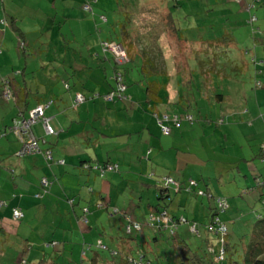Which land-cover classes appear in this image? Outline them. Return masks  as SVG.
<instances>
[{"label":"crops","instance_id":"0c3cea01","mask_svg":"<svg viewBox=\"0 0 264 264\" xmlns=\"http://www.w3.org/2000/svg\"><path fill=\"white\" fill-rule=\"evenodd\" d=\"M45 1H48L51 6L48 4L50 7H46L44 5ZM82 1L84 0H0V20L14 18V25L18 27L19 32L22 31L23 33L30 34L36 31L41 37L46 34L47 31L49 32L55 27L56 17L58 13L61 12L60 15L64 18V24L69 22L71 32L73 33V31H75L77 34L80 33L83 38L82 41L85 43L83 45L87 48L86 52L81 53V51L84 50L80 49V47L76 49L74 47L72 48L71 45H67L68 42L72 43L76 41L77 36L75 34L74 40H68V42L63 41L60 44V54L55 55L51 50L54 43L52 41L48 43L40 42V37L37 38V42L34 41L35 43L33 46H29V50L23 55L15 49L16 39H14L13 33H8V29H4L0 25V30L2 29L4 31H0V50L2 51V53L0 52V78L5 74L7 75L10 69L15 70L14 68H16L17 62H14L12 53L14 50L17 52V58L19 57L20 60H24V66L18 69L24 71L25 74L23 78H25L26 81L23 83V86L29 88L31 91L30 93L39 88L38 82H36L37 78H35V70L37 71V69L33 68L31 61L37 60V57L40 59L43 73L47 75V78L53 77V79L56 80L63 79L61 78L63 77L61 74L64 70L62 68H56L55 64L63 63L65 67L72 65L80 71V73L75 71L72 74L73 79L76 77L78 80H83L84 86L87 87L88 90L100 93L105 91L106 87L108 88L105 80L109 79L113 71V65L112 60H110L107 55L101 53L98 46L99 36L96 35L95 31V24L98 23L96 17L98 13L104 12L97 7V9L94 10L96 14L95 17L89 18L81 9L80 5ZM259 1L260 0L256 2ZM52 10H54L56 16L52 13ZM33 26H35V28ZM59 27L63 26L59 25ZM88 35L92 36L87 37ZM156 43L159 44V46H156L157 48H161L163 54L164 45L162 41L157 38ZM176 43L178 44V42ZM189 43L191 44V42H188V44ZM38 45H44L45 47H39ZM36 46H38L37 51L35 50ZM255 47H259V49L262 48L263 50L258 54L256 60L262 59L261 61L264 62V45L261 47V44L257 43ZM37 54H39V56H37ZM183 58L186 64L185 69H187L184 73L188 74V79L184 78L186 81H183V86H186L185 83L188 84L194 79L192 76L194 71L191 63L195 62V59L189 55ZM178 61L177 57H170L168 59L163 58V55L161 59L157 57L156 62L159 64L157 67L163 72L164 78L167 79L166 91L164 92L163 90L161 95H166L168 100L163 97L164 99L159 104L150 108L154 113H174L173 111L176 110L174 101H181L179 99L181 93L174 87L175 83L173 84L179 75H173L172 77L171 74L166 72L170 63L177 65ZM47 63L50 64L48 67L45 66ZM92 65H94L95 68H91V70L85 68L86 66ZM260 67L259 65H255L256 73L264 75V69ZM258 68H260V70H258ZM182 70H184V68H182ZM129 72L132 75H136L137 71L136 69H131ZM26 74L32 77L29 83L28 80L30 77H26ZM169 81H171L172 84H169ZM257 81L258 80H256V82ZM21 87L22 85L19 86V88ZM170 88L171 90H177L173 98H169L171 93ZM63 89L65 90L64 87ZM215 91L217 92L213 87L212 92L215 93ZM67 94L68 98L63 95L58 96L59 98L54 95L48 96V98L52 97L56 103L53 108L48 107L45 110V116L50 118V124L57 131V134L48 137L46 143L42 142L41 148L51 149L53 161H48L39 154L30 157H19L15 155L17 160L13 165H8V163L4 164L2 162L5 161L6 157L1 151L2 146L0 144V201H6L8 204L7 207L0 210V233L4 232V225H7V222L10 224L14 222V224L18 225V232L15 234L25 242L24 245H27V247L29 245L30 249L33 248V242L30 241L31 237H35L39 243H43V241L47 239V245L50 240L54 239L60 241V254H58L59 256L55 257L54 260L56 263L65 264L64 262L68 257L70 260H76L78 255H80L79 249L82 246L81 243H93L99 237L98 233L94 232L92 229V226L95 227L98 224V216L95 213H91L90 208L89 214H86L89 227H85L79 220V217L83 214L82 207L90 206L93 203L94 196H96L99 201L100 198L105 197L104 190L108 191L111 186L117 187L118 185H123L124 179H128L129 183H124L131 188L135 198L133 199V197H131L126 200L127 203L125 202L126 206L123 211L128 212L129 210L136 219L141 220V217H144L147 212L146 202L144 203V201H154L155 199L156 188L154 183H149L150 180L147 178V180L141 178L142 175L150 171L157 177L170 175L182 181L188 178L199 179L205 184V187L213 193L212 182H218L219 189L233 197L235 205L238 206L239 210L245 211V213H247L246 207H249L248 205L250 203L241 200L239 196L235 197V195L243 192L247 186L254 187L255 185V193L254 190L251 193V197L254 199L253 202L255 203L253 206L256 213L263 215L262 210H258V198L261 196L264 197V162L261 157L264 153L261 154L260 151L261 145L264 146V143L257 144L256 147H258V151L255 155L250 152V154L244 156L243 159L234 160L230 166L232 174L229 171V173L224 176L223 173L229 169L225 168L224 171L215 175L214 171L206 167L205 169H200L199 173L196 175L193 170L197 163L200 162L202 165H207L213 160L216 156L215 153L218 151L212 148L213 146L208 140H205L198 148L199 151H201L197 152L195 148L197 137L193 130L187 131L192 132V134L188 136L184 134L183 129L181 130V128L187 127H182L181 125L171 132V134L175 135L176 139L170 143L169 139L164 137L162 135L163 133H160L161 131L157 125V120L155 121L153 117L147 119L146 122L131 118L132 122L129 123L128 118L126 120L122 118V116L127 117L125 112L127 111L126 106L118 102L114 103L113 107H109V104L100 105V102L96 101L94 102L93 109H91L92 105L86 107L78 106L73 109L70 106L73 91H68ZM177 98L180 101H177ZM191 100L190 97L187 100V104L190 105L189 108H193ZM255 102L258 106L259 99L256 98ZM31 103V106H33V100ZM166 103L168 104V108H166ZM9 105L10 104L4 105L0 102L1 130L10 123V120L16 114V107L14 109ZM181 105L182 103H178L177 107L182 113L184 109ZM99 106L105 107L103 114H101ZM139 109L140 107H135L132 108V111H138ZM101 115H103L104 119L108 120H102L98 123L97 121L101 119ZM257 115L259 114H255V120H253L249 126L254 130H256L255 125L260 129L263 128L262 124H264V120L258 119ZM117 116H120L118 118H122L128 127L123 130L120 128L124 127V125H120L119 130L116 132L115 123ZM91 119L96 124L93 128H90ZM142 128L146 129L145 132L147 137H152L154 140L149 142V146L144 145L142 148L139 147L138 149H134V147H132L134 137L143 131ZM231 128L235 130V127L232 126ZM33 130L36 135L42 136L43 129L40 122L34 124ZM255 135H257L256 132ZM12 139L14 140V138H11L8 134L6 138H4L5 141H10ZM1 140L2 138L0 139V143ZM15 140L17 141L15 149H18L20 144L16 138ZM120 143L125 144L122 147H118ZM189 148H192V150H189ZM59 160H63V162H56ZM105 160L116 162L119 165V172H107L101 177L94 169L82 166L83 163H90L93 165L95 162L99 163ZM10 166H12V168L14 167V170H12ZM147 168H149V170H147ZM6 169L7 171H5ZM9 170H12L11 174ZM7 173L10 174V176H8ZM29 173L33 178L29 177ZM137 175H140V180H136L135 177ZM43 176L49 179L50 182L47 192L45 193L39 183L40 178ZM238 176L241 179H238ZM257 179L263 184L257 186ZM38 193H42V195L36 197ZM145 193H147V196H145ZM260 194L262 195L260 196ZM66 197L73 198L74 201L72 205L67 203L65 200ZM111 199L113 198L110 195V201ZM179 199H182V196L181 198L179 197ZM135 202H137L135 205L138 209H140L141 206L144 207L143 213L134 211L130 209V207L128 208L130 204ZM13 206L20 207L24 212L23 218L18 222L11 219L10 209ZM197 208L199 207L195 206L193 210L197 211ZM51 209L56 210V218H60L61 220H59V226L53 228V221H48V234L46 233L45 223L33 229V235L31 236L29 228L32 221H28V217L37 220L36 215L38 213L46 216L47 211ZM250 218L249 216L244 220L251 223ZM227 219L230 221L229 219L231 218L227 217ZM62 220L66 223H63ZM23 222L27 223L26 227L22 226ZM234 223L236 224V221ZM110 232L112 234L113 229L110 230ZM68 241L72 243L69 244ZM22 249L25 250L24 246ZM3 253H6L5 250L0 248V264H7L4 259L2 260ZM53 255L38 250L33 255L34 264H37L43 256L49 259L42 264H52ZM23 256L24 254L21 255L20 259H24ZM14 263L15 261L12 264Z\"/></svg>","mask_w":264,"mask_h":264},{"label":"trees","instance_id":"16d2710c","mask_svg":"<svg viewBox=\"0 0 264 264\" xmlns=\"http://www.w3.org/2000/svg\"><path fill=\"white\" fill-rule=\"evenodd\" d=\"M138 1L139 0L130 1V9L132 11V15L137 13V11L135 10V6ZM166 1L167 18L165 21L162 20L163 23L159 22L161 24L160 29L165 32L169 31L170 34L176 38V42L185 41L203 44L205 50L202 51V49L199 48V46L203 48L202 44H199L197 45L198 47L193 46L192 49L188 50L187 53V55L192 56L195 59V62L197 61L199 65V71L202 75L205 76V72H207L209 73L210 79L211 77L214 78L215 76L225 78L226 76H228L227 73H240V70L243 68L239 67V60L237 58L228 56V44L231 43V39L228 37L227 33H222L219 36H212L211 34L210 36H205L204 31H207L210 26L204 25L200 18L201 14L199 12H197L196 16L194 13V10L202 9V6H198L195 3L192 4L190 0ZM234 1L239 3L240 6L243 2L248 3L252 0ZM256 1L258 0H253V2ZM99 2L98 0H84L82 1L80 6L85 15H87L89 18H93L96 15L94 10H96L97 7H99L100 9L104 7H100ZM188 2L190 3V5ZM222 2L229 3L231 1ZM85 5H88L87 9L84 8ZM242 6L243 5H241V7ZM206 8L210 9L211 6L208 5ZM223 8L224 5L220 6L218 10L219 13H222L221 15L224 17V20L226 19L227 21V18L230 16H227L229 15V13H225V10L222 11ZM251 8L252 7L247 8V23L253 26L256 22H258L259 19L257 14L252 13ZM132 15H128L129 18ZM133 16L130 22L129 20L123 22L122 18L117 20L114 18L109 19L105 15V13H98L96 17L98 23L95 24V31L96 35L99 36V49L102 54L107 55L109 59L112 60L113 65V71L109 79L105 80V83L108 86V88L106 87L105 91L100 93L93 90H88L87 87L84 86L83 80H78V78L76 77L73 79L72 74L75 71L80 73L77 68L72 65L65 67L63 63H59L58 68H62L64 70L63 73L66 74V78H63L62 80L59 79L62 82V87H64L67 91H73V97L70 102V106L73 109L83 104V102H85L87 99H91V101H93L96 98H101L105 105L116 102L117 100L124 102L129 99L125 94L127 85L124 79L128 76V72L131 69H136L137 71L136 80L138 82H141L140 84H142L143 86V90L146 94V102L148 103L149 108L154 107L155 105L159 104L164 98H167L166 95H161V93H163V90L164 92L166 91L165 88L167 79L164 78L163 72H161V70L157 67L159 66V64H157L156 62L157 57L159 55L162 56V51L160 49V51L158 52L157 49V52H155L154 54V52H148L146 49L140 50L136 46V44H138V37L134 38L130 34V28L133 25ZM252 16L256 17V20L250 21V18ZM235 23L236 20H230V24ZM0 25L4 29L7 28L8 33H13L14 39H16L15 49H17L16 51H19L23 55L27 53V51L29 50V46H33V44L35 43L28 38L29 34L18 31V27L14 25V18L2 19L0 20ZM252 29L254 36L253 47L257 46V43H260L262 47V45H264V29L259 30L258 28L255 29V27H253ZM0 31L3 30L1 29ZM151 39L154 40L155 38ZM105 42L121 45L126 51V59H124L122 63H118L115 60L116 55L114 53L110 52L109 50H103V43ZM156 42L157 40L155 39V45L159 46V44ZM0 52L2 53L1 50ZM243 52L244 54L248 53V49L245 48ZM187 55H184V57H187ZM256 57L257 56L255 55L252 56L253 63H255L256 66H260V62L258 63ZM31 61L32 63H35L37 60ZM220 63H226L227 65L225 64L222 66ZM49 65L50 64L47 63V65L45 66L48 67ZM218 65L221 66L218 67ZM38 68V71L43 72L41 63L39 64ZM85 68L91 70V68H95V66H86ZM10 70L11 72L7 73V75L5 74L0 78V102H2L3 104L10 102L13 105L12 107L14 109L16 107V114L12 117L10 123L5 126L4 129H0V139L6 138L7 134L10 133V135L16 136L20 144V148L16 153L17 156L30 157L39 154L44 159L53 161L51 149H42L41 143H46L48 137L57 134V131L50 124V118L45 116V110L48 107L54 105L56 102L54 99H52V97L46 98L45 96L40 95L36 89L32 93H30V89L23 86V83L26 81V79L23 78V75L25 74L24 71L19 69ZM258 70H260V68H258ZM118 73H120L122 77H119ZM27 75L28 74H26V77ZM50 79H53V77ZM36 80H38V78ZM136 80L134 82H137ZM119 81H121V83L125 85V89L121 92L119 90ZM257 82H259V84H256ZM257 82L255 83L257 87L263 86L261 81ZM212 84L210 83L209 85ZM20 85H22L21 88H19ZM185 85L188 86L187 83H185ZM4 91H8L9 99H6L2 96ZM76 94H80L82 96V101L77 102L75 100ZM110 94L112 95V97L107 98V96H109ZM209 96V92H207V98ZM214 96L217 97L218 101H222L225 99V95L223 93H218L216 91L214 93ZM179 99L177 98V101ZM186 99H189V93L186 95ZM32 100L33 106H31ZM187 100H184L187 107H185L184 104L181 105V107H185V110H182V113L179 111L177 104L182 103L183 101L175 102L176 100L174 101L176 105V110L173 111L174 113L157 114L152 111L157 120V125L159 126L161 133H163L164 135L171 134L174 129L181 126L182 119L186 122L189 121V124L193 123L194 116L191 115L187 110L190 106L187 104ZM96 101L99 100H95L94 102ZM39 105L47 106L42 108V116L30 126V134L35 137L37 148H33L32 150H30V152L25 151L23 153H20L23 144L28 139V135L24 134V139L22 140L20 135L15 134L16 131L19 132L17 125L21 123L22 119L29 116L30 109ZM165 116L167 118H164ZM175 116L179 117L177 118L178 125L180 124L179 126L175 125L173 122V118ZM45 119L48 120L49 125L54 131L52 134H48L44 130L43 123ZM38 122H40L42 125V136L36 135L33 130L34 124ZM224 122V118H221L219 120V123L221 124ZM163 127H168L169 131L165 132L163 130ZM260 151L261 154L264 153V146L261 145ZM261 157L262 161L264 162V154ZM56 162L62 163L63 160H59ZM82 166L94 169L101 177L104 176L107 172H119V165L116 162H111L109 160H105L99 163L95 162L93 165H91L90 163H83ZM145 176L150 180L149 183H154L156 189L154 201H146L147 212L145 213L144 217H141V220H139L136 219L132 213L123 211L122 224L124 236L120 238L114 237V234L112 233L113 236L111 235V237H113L112 240L115 243L114 246H108L103 241V239L100 238V236L93 243L82 242V246L79 249L80 255H78L76 260H70V258L68 257V259L64 262L65 264H100V260L104 262L102 264H264V214L262 215L255 212V214L257 215V221L253 223V233L250 237V242L244 248V253L236 255L237 257L239 256L237 258L236 256L234 257V253H238L237 248L236 246L232 247V244L230 242L231 230L233 231L234 226H232L231 230L228 228V223L231 222L235 224V220L229 219L230 221H228L227 217L230 216L222 215L229 208V203L226 196L217 195L215 194V192L213 193L211 190L206 188L205 184H203L199 179L188 178L187 180L182 181L170 175L157 177L154 176V173L151 171L146 173ZM44 178L46 180L45 184L42 183V180ZM39 183L42 187L43 192H47L50 184L49 179H46V177L43 176L40 178ZM261 184L263 183L260 182L259 179H257L256 185L259 186ZM254 188L255 185L254 187H251V190H254ZM248 190L249 189L247 186L246 189L239 194L241 195L243 193H246L248 192ZM41 195L42 193H38L36 194V197H40ZM261 195L262 194H260V196ZM181 196L182 199H179V197L181 198ZM188 196L200 197L207 200V203H205L204 205V209L200 210L199 208H197L199 218L186 216L180 211V208H184L187 206ZM65 200L70 205H72L74 201L73 198L68 197H66ZM203 202L204 201H201L202 204ZM0 203L4 204L1 206L0 210L8 206L6 201H1ZM201 203H199V205ZM258 203L261 207H258V210L261 211L264 208V197H259ZM110 205V199L106 198L105 196L97 201L95 209L98 210L105 208L109 211V208L111 207ZM190 207L193 210L195 205H191ZM196 207L199 206L197 205ZM247 208V213L250 212V209H253L251 211H255L254 206H251V208ZM15 209H22L18 206H13L10 209L11 219L15 222H18L23 217L17 219L14 218L13 211ZM89 209V206L82 207L83 214L79 217L80 222H82L85 227H89L88 218L86 217V214H89ZM113 211V213L118 212L117 208H114ZM221 227H224V229L222 230ZM68 243L71 244L72 242L68 241ZM48 246L52 249L53 252L52 254L49 253V255L54 254V257L52 258V264H58L54 260L55 257H58V254H60V241L54 239L50 240L48 242ZM106 250L109 251L111 259H102L103 257L99 255L100 251ZM87 252H91V255L89 257L87 256ZM48 259L49 258L43 256L37 264L45 263ZM20 261L21 259L18 261V264H20Z\"/></svg>","mask_w":264,"mask_h":264},{"label":"rangeland","instance_id":"374dc122","mask_svg":"<svg viewBox=\"0 0 264 264\" xmlns=\"http://www.w3.org/2000/svg\"><path fill=\"white\" fill-rule=\"evenodd\" d=\"M100 7L104 6L102 8L105 15L109 19H120L122 18L123 22H126L127 20H131L133 16V25L130 28V34L134 38L138 37V44L136 46L140 49H146L148 52H158L161 48H157L155 45V39L162 41L163 43V58L168 59L170 57H177V65L170 63L168 66V70L166 69V72L171 74L173 77L177 74L179 77L173 82L175 83V88L181 93L180 96V102L187 107L186 102L184 100L186 99V95L189 93V97L192 99L193 108L187 109L191 115L194 116V120L192 124H189V121H181L182 127L187 128H181L183 129L184 134L190 136L192 132L187 131H194L195 136L197 137V143L195 145L196 151H199V146H201L205 140H208L210 144L213 146L216 151H218L216 156L213 158L211 162H209L207 165H202V163L198 162L197 165L194 168V173L197 175L199 173L200 169H205L206 167L210 168V170L214 171V174L217 175L221 173V171H224L225 168H229L228 171L223 173L224 176H226L229 171L232 174L231 165L234 160L237 159H243L244 156H248L250 152L255 155L258 151L257 144L264 143V124L263 128H260L256 126V130H254L250 126V123L255 120V114L257 115L258 119L264 120V75L260 73H256L255 70V63H253L252 56H258V54L261 53V49L259 47H253V27L255 29L263 30L264 29V0H260V2H253L250 1L248 3H242L243 5L239 6V3L235 2L234 0H190L192 4H196L198 6H202V9L194 10L195 16L197 12H199L200 18L204 25H209V29L207 31H204L205 36H219L222 33H227L228 37L231 39V43L228 44L229 48V55L233 58H237L239 60V67H242L243 69L240 70V73L237 74V72L227 73L228 76L225 78H221L219 76H215L214 78L211 77L209 79V73L205 72V76L202 75L199 71V65L196 62L191 63L192 67L194 69V73L192 74L193 80L188 83V86H183V81H186L185 79H188V74L184 73L186 64L183 61L184 55H187L188 50L192 49L193 46L198 47L197 45L202 43H192L191 44L185 41H179L178 44L176 43V38L170 34L169 31L164 32L160 30V23L166 20L167 18V1L166 0H139L136 4L135 10L137 13L132 15V11L130 9V1H136V0H99ZM222 1H231L229 3H223ZM187 3V2H186ZM189 3V2H188ZM48 1H45L44 5L46 7L48 6ZM224 8L222 11L225 13H229L230 16L224 20V17L221 15L222 13H219V7L223 6ZM245 4V5H244ZM190 5V3H189ZM210 5L211 8L207 9L206 7ZM256 5V6H255ZM252 7L251 11L253 14H257L258 16V22H256L253 26L247 23V17H248V11L247 8ZM189 12V11H187ZM52 13L54 14V10H52ZM61 13V12H60ZM60 13H58V16L56 17V24L55 27L51 31H47L46 34H44L42 37L36 32H31L28 35V38L32 41L37 42V38H40V42L48 43L52 41L54 43V46L51 47V50L53 54L59 55V49L60 44L65 40L68 42V40H74L75 34H76V41L75 42H68L67 45H71V47L76 48L80 47V49L84 50L81 51V53H84L87 51V48L82 40L80 33H73L70 30V23L64 24V18L61 17ZM51 14V13H50ZM55 15V14H54ZM128 15H132L130 18ZM223 17V18H222ZM230 20H236L235 24H230ZM121 22V23H123ZM163 23V22H162ZM21 24V23H20ZM19 24V25H20ZM18 25V26H19ZM59 25H62L63 27H59ZM35 28V26H33ZM213 29H212V28ZM73 29V28H72ZM226 29V30H224ZM68 30V31H67ZM92 35H88L87 37H90ZM151 38H155L154 40ZM86 42V41H85ZM39 44V43H38ZM106 46V50H111L117 55H121L120 49H118L117 45L108 42L104 43ZM45 45V44H44ZM44 45H38L44 46ZM192 45V47H191ZM35 47V50L37 51V47ZM203 47V44H202ZM56 48V49H55ZM200 49L205 50V47ZM248 49V53L244 54V49ZM56 50V51H55ZM13 58L14 62H17V65L14 68L15 70L18 68H22L24 66V60H20L19 57L17 58V52L13 50ZM162 53V52H161ZM116 55V56H117ZM191 55V52H190ZM39 56V54H37ZM158 56V55H156ZM188 56V55H187ZM160 59L162 58L161 55H159ZM257 58V57H256ZM262 60V59H261ZM260 59H258V63L260 66L264 69V62H262ZM20 62V64H19ZM40 64V59L37 57V61L35 63H32L33 68H38ZM132 64V63H131ZM221 64V63H220ZM221 64L222 66L225 65ZM221 65H218L220 67ZM227 65V64H226ZM59 64H55V67L58 68ZM260 67V68H261ZM184 68V70H182ZM35 72L36 77L35 78H41L38 79L36 82H38L37 91L40 95H43L45 97L48 96H66L68 98V91L64 90L62 87V82L59 79H50L47 78V75H45L43 72L38 71ZM11 72L9 70L7 73ZM186 72V71H185ZM6 73V72H5ZM184 73V74H183ZM203 73V71H202ZM119 77H122L120 73H118ZM61 78H66V74L62 73ZM27 77H30L28 80V83L31 82V75H27ZM185 78V79H184ZM208 79V80H207ZM136 80V75H132L130 72L128 73V76L125 77L124 81L127 85L125 94L128 96L129 99L122 102L120 100H117L116 102L109 103V107H113L114 103H123L121 105L126 106L127 111L126 116H122L124 120L128 118V122L131 123L133 118L137 121L146 122L147 119L154 118L152 110L149 108L148 103H146V96L145 92L143 90L141 82H134ZM256 80L261 81L263 84L262 87L256 86ZM169 84H172L171 81H169ZM214 82V83H213ZM112 83V82H111ZM114 83V82H113ZM212 85H209V84ZM180 84V87H179ZM122 84H120L121 87ZM191 85V86H190ZM171 86V85H168ZM50 87V88H49ZM215 87V90H217L218 93H223L225 95V99L222 101H218L217 97L214 96V93L212 92V88ZM210 88V89H209ZM176 89L170 88V95L169 98H173V96L177 93ZM174 91V92H173ZM207 92H209V97L207 98ZM4 94V93H3ZM2 94V96H3ZM194 96V97H192ZM108 98V96H107ZM259 99V103L257 106V103L255 102V99ZM75 99L77 97L75 96ZM167 99V98H166ZM95 100H99L100 105H104V102L101 98H96ZM91 101V99H87L85 102H83L81 106H88L92 105L91 109H93V105L95 104L94 101ZM168 100V99H167ZM10 104L11 107L13 106L10 102L6 103ZM195 104V105H194ZM5 105V104H4ZM9 105V106H10ZM47 105L43 106L46 107ZM54 105L50 106V108H53ZM100 107L101 114L104 113L105 107ZM140 107L138 111H132V108ZM185 107L182 106L184 109ZM256 107V108H255ZM13 108V107H12ZM166 108H168V104L166 103ZM42 109L41 106H36L29 110V116L25 118L24 125H28L32 122V124L38 120V112ZM160 109V108H159ZM185 110V109H184ZM92 113V111H91ZM254 113V114H253ZM259 116V117H258ZM41 117V116H39ZM120 116H117L116 119V129L115 131L119 130L120 125L124 127L120 129H125L128 127L126 122L122 118H118ZM179 118V117H177ZM221 118H224V123H219V120ZM27 119V120H26ZM92 120V119H91ZM102 120H108L104 119L103 115H101V119H99L97 122H101ZM34 121V122H33ZM96 125L93 120L91 122L90 128H93V126ZM180 125V124H179ZM178 125V126H179ZM235 127V130H233L231 127ZM10 127V126H9ZM17 129V128H16ZM23 129V128H22ZM143 131L134 137V142L132 144V147L134 149H138L139 147L142 148L145 146H149V142L154 140L152 137H147L146 129L142 128ZM10 130V129H9ZM11 131V130H10ZM15 131V130H14ZM255 132L257 135H255ZM161 133V132H160ZM15 134L19 135V132H15ZM11 138H14V140H4L2 138L1 140V146H2V152L4 153L5 161L2 163H8V165H13L14 162H16V157L18 149H15V146L17 145V141L15 140L16 136L8 134ZM164 137H167L169 139V142L171 143L174 139H176L174 134H168L164 135ZM185 135V136H186ZM254 135V136H253ZM177 136V135H176ZM17 139V138H16ZM32 142L24 144V150L23 152L27 151L28 146H30ZM123 144H118V147L124 146ZM187 146V145H186ZM256 147V148H255ZM189 150H192V148H189ZM210 151V150H209ZM28 152V151H27ZM21 153V152H20ZM19 153V154H20ZM242 161V160H241ZM244 162V161H242ZM12 168V166H10ZM14 170V167L12 168ZM12 170H9V173L11 174ZM146 170V169H145ZM149 170V168H147ZM7 171V169L5 170ZM8 174V173H7ZM8 174V176H10ZM29 177L33 176L29 173ZM136 180L140 178V175H137ZM141 178L146 179L145 175H142ZM28 179V178H27ZM47 179V178H46ZM238 179H241L238 176ZM123 180V178H122ZM134 180V179H133ZM140 180V179H139ZM126 183H129L128 179H124L123 185H118L117 187L111 186V188L107 191L104 190L106 198L110 199V195L113 199H111V207L109 208V211L105 208L102 209H95V205L97 204V197L94 196L93 203L89 206L91 208V213H95L98 216L97 219V226H92V229L94 232L99 233L100 238L103 239V241L108 246H114L115 243L112 240L113 237H123L124 236V230H123V224H122V212L125 208V202L127 199L135 196L133 195L131 188L128 187ZM42 183L45 184V182L42 180ZM212 188L217 195L226 196L227 201L229 203V208L222 214V215H228L231 217V219H234L236 221V224H233L231 222L228 223V228L231 230L232 226H234L233 231L231 230V239L230 242L233 246H236L238 253H234V257L238 254L244 253V248L249 244L250 237L252 235V226L253 223H255L257 220V215L255 214L256 211H251L253 209H250V212L245 213V211H241L238 209V206L235 205L234 198L228 195L225 191H222L219 189L218 182H212ZM248 192L243 194L235 195V197L239 196L241 200L245 202H249L250 204L247 205L251 208L253 204H255L251 197V193L253 190H251V186L248 187ZM88 190V188H87ZM255 193V188H254ZM44 195V193H43ZM10 196V194H9ZM145 196H147V193H145ZM184 200V199H183ZM182 200V201H183ZM101 201V200H100ZM201 201H204L203 204ZM1 202V201H0ZM105 202V201H103ZM146 200L144 201V203ZM127 203V202H126ZM132 203L128 206L130 209L134 211L144 212V207L141 206L140 209L136 207V204ZM199 203H201L199 205ZM207 203V200L200 197L195 196H188L187 198V206L184 208H180V211L185 214L186 216H190L192 218H199L198 211H193L191 209V205L199 206V209H204V205ZM213 203V202H212ZM4 205L0 203L1 206ZM108 205V204H106ZM146 205V203H145ZM193 207V206H192ZM260 207V206H259ZM114 208H117V213H113ZM247 208V207H246ZM261 208V207H260ZM248 209V208H247ZM18 210V218H22L24 216V212L20 209ZM255 210V209H254ZM129 212V210H128ZM262 213L264 214V208L262 209ZM201 216V215H200ZM203 216V215H202ZM250 218L251 223L245 221L248 217ZM37 220H33V218L28 217V221H32L30 223V235H33V229H36L40 225H43L46 223L45 229L46 233L48 234V228H49V222L53 221L52 226L53 228L56 226H59L60 218H56V210L51 209L47 211V215L43 216L41 213H38L36 215ZM241 218V220H240ZM17 219V218H16ZM245 219V220H244ZM61 221V220H60ZM63 223H66L64 220H62ZM4 232L0 233V248L5 250V254L2 255V260L7 264H12L14 261V264L18 263V260H20L21 255L24 254L23 258L20 261V264H34V253L38 250L41 252H47L53 253L52 249L49 248V246L46 243V240L43 241V243H39L38 240L35 237H31V242L33 248L30 249V247L27 245H24V241H22L15 233L18 232V225L13 223L7 222V225H4ZM23 227L27 226V223H22ZM113 229V234H111L110 230ZM101 234V235H100ZM48 237V235H47ZM47 245V246H46ZM24 246L25 250L22 249ZM91 255V252H87V256L89 257ZM99 255L103 257L102 259L108 258L111 259V255L109 254V251H100ZM237 257V256H236ZM239 257V256H238ZM237 257V258H238ZM100 264L104 263L102 260L99 261Z\"/></svg>","mask_w":264,"mask_h":264},{"label":"built area","instance_id":"2783aa9c","mask_svg":"<svg viewBox=\"0 0 264 264\" xmlns=\"http://www.w3.org/2000/svg\"><path fill=\"white\" fill-rule=\"evenodd\" d=\"M84 8L87 9V8H88V5H85ZM252 20H256V17L252 16V17L250 18V21H252ZM108 44H110V43H108ZM113 44H115V45L118 46L117 48L120 49V51H121V55H117V54H115V53H114L113 51H111V50H109V51L112 52V53H114L115 55H117V56H115V57H116L115 60H116L118 63H122V62L124 61V59H126V51H125V49H124L121 45L116 44V43H113ZM106 46H107V45H105V44L103 43V50H106ZM119 83L122 84L121 87H120V84H119V90H120V92H121V91H123V90L125 89V85H124L123 83H121V81H119ZM256 84H259V82H257ZM3 93H4V94H3V97H5L6 99H9V93H8V91H4ZM76 97H77V99H75V100H76L77 102H80V101H82V99H83L82 96H81L80 94H76ZM111 97H112V95L110 94V95L108 96V98H111ZM39 106H41V107L43 108L42 105H39ZM29 113H30V112H29ZM38 115H39V116H42V109L38 112ZM39 116L37 117L38 119L40 118ZM164 118H167V117L165 116ZM189 118H190V117H189ZM189 118H188V119H189ZM24 120H25V118L21 120V123H20L19 125H17V128H18V130H19V135H20V137H21L22 140L24 139V137H23L24 134L28 135V139L26 140V142H25L24 144H26V143L28 144V143L32 142V144H31L30 146H28V149H27V151L30 152V150H32L33 148H37V143H36L35 137H33V135L30 134V133H31L30 126H31L32 122L29 123L28 125H24ZM26 120H27V119H26ZM177 120H178V119H177V117L175 116V117L173 118V122H174L175 125L178 126V121H177ZM33 122H34V121H33ZM43 127H44V130L46 131V133H48V134H52V133L54 132L53 129H52V127L49 125L47 119H45V121H44V123H43ZM22 128H23V129H22ZM163 130H164L165 132H167V131H169V128H168V127H163ZM24 144H23V146H22V150H24ZM22 150H20V152L23 153ZM43 181L46 183L45 178L43 179ZM17 212H18L17 209H15V210L13 211V217H14V218H18V216H17L18 213H17ZM221 229L223 230L224 227H221ZM193 230H194V229H193Z\"/></svg>","mask_w":264,"mask_h":264}]
</instances>
